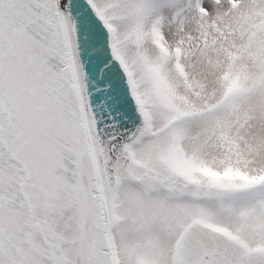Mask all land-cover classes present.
<instances>
[{"label": "snow or ice", "instance_id": "6c2138e0", "mask_svg": "<svg viewBox=\"0 0 264 264\" xmlns=\"http://www.w3.org/2000/svg\"><path fill=\"white\" fill-rule=\"evenodd\" d=\"M0 264H264V0H0Z\"/></svg>", "mask_w": 264, "mask_h": 264}]
</instances>
